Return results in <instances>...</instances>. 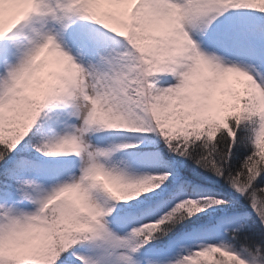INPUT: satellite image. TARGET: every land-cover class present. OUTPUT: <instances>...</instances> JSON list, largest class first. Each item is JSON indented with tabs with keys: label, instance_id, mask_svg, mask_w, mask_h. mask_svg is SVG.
I'll return each mask as SVG.
<instances>
[{
	"label": "snow or ice",
	"instance_id": "snow-or-ice-1",
	"mask_svg": "<svg viewBox=\"0 0 264 264\" xmlns=\"http://www.w3.org/2000/svg\"><path fill=\"white\" fill-rule=\"evenodd\" d=\"M0 264H264V0H0Z\"/></svg>",
	"mask_w": 264,
	"mask_h": 264
}]
</instances>
